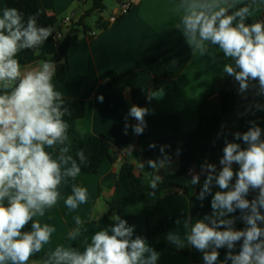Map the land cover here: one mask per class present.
Returning a JSON list of instances; mask_svg holds the SVG:
<instances>
[{
    "label": "clouds",
    "instance_id": "9594fccd",
    "mask_svg": "<svg viewBox=\"0 0 264 264\" xmlns=\"http://www.w3.org/2000/svg\"><path fill=\"white\" fill-rule=\"evenodd\" d=\"M237 3L243 6L236 7ZM264 5V0H180L173 11L179 17L175 27L182 33L193 54H209V46H218L226 60L223 72L234 78L241 94L250 87L264 96V20L247 23ZM235 9V10H234ZM52 29L39 27L35 16H24L16 8L5 7L0 15V264H157L159 253L136 236L134 227L118 215L115 224L96 231L83 252L73 247L57 246L40 260H32L48 244L55 228L34 220L56 205L61 182L81 173L88 160L83 150L77 159L68 155L70 142L68 114L64 95L53 84L56 65L51 60L39 62L38 67H23L16 58L25 49H37L52 34ZM253 82H256L253 84ZM158 92L149 94V100ZM102 102L103 96L98 97ZM260 107V106H258ZM146 107L133 105L128 116L134 118L132 128L137 135L146 127ZM127 120V117H126ZM264 130L255 123L247 131L234 133V140H225L223 155L216 164L205 162L201 173L205 179L198 199L211 195V215L193 221L188 215L182 221L183 239L172 232L167 239L177 247L187 245L203 253L204 264H217L218 249L228 250L221 264H264ZM155 148V144L149 145ZM56 149L58 155L46 151ZM131 151V147L128 149ZM164 152V147H161ZM153 169L163 167L149 160ZM70 165V166H69ZM233 165H238V170ZM143 166V165H142ZM234 181V182H233ZM161 182L159 175L149 179L155 190ZM200 182L193 174L191 184ZM220 189L213 194V186ZM257 195L248 199L249 193ZM155 196V191L149 193ZM88 202V190L73 186L65 206L76 210ZM239 219L243 229L234 227ZM76 228L68 234L76 240L84 221L75 218ZM31 222V230L24 231ZM181 224V220H177ZM237 243L239 251L234 252Z\"/></svg>",
    "mask_w": 264,
    "mask_h": 264
},
{
    "label": "crops",
    "instance_id": "0c3cea01",
    "mask_svg": "<svg viewBox=\"0 0 264 264\" xmlns=\"http://www.w3.org/2000/svg\"><path fill=\"white\" fill-rule=\"evenodd\" d=\"M38 1L45 16L38 13H33L32 16H35L39 27L51 28V35L58 32L65 34L69 25L64 20L71 17L77 21L87 12L78 0ZM122 2L132 4L129 14L114 23L109 21L112 15L108 18L102 17L104 28L96 26L95 23L94 27L88 26L90 31H81L78 41L69 49L66 79L61 82L55 72L52 81L64 98L85 101L86 115L77 123V138L86 140L97 136L104 139L110 144L116 161L106 160L97 174L80 173L75 178L68 177L61 182L58 188L60 198L56 205L46 209L43 217L33 218L41 224H49L55 231L49 243L44 245L40 253H35L32 260H40L57 246L73 247L83 252L96 231L115 224L113 216H105L122 165L128 162L134 166L135 173L140 174L142 165L148 162L144 154L149 145L155 144V148H152L154 161L159 163L161 159L165 160L163 167L155 169L157 175L164 178L176 173L179 170V150L188 144L190 134L198 127L201 116L212 118L221 114V100L214 95V90L227 76L223 72V65L231 61L224 58L218 46L210 45L209 54L204 56L192 53L182 33L175 27L179 17L173 9L180 0H118L115 13ZM241 6V3L236 5L237 8ZM4 8L5 0H0V15ZM257 19L264 20V5L246 22L252 23ZM92 31L96 34L91 35ZM56 52L57 45L46 40L37 49L22 50L16 58L23 62L21 65L25 68L38 67L40 61L51 59ZM148 55L160 57L176 77L168 80L140 72L134 93L129 88L123 92L111 89L108 83L109 71L123 76L134 73L137 71L136 60L140 56ZM152 92H158V95L149 100ZM100 96H103L102 102L98 99ZM231 102L233 110L224 117L223 130L217 139L223 142V147L225 140L247 147L242 140H234L233 134L247 131L253 123L264 130V96L257 95L256 88L253 87L241 94L238 85L232 92ZM133 105L149 110L144 118L146 127L140 135L135 134L131 127L125 134L126 123H137L128 116ZM261 138L264 139V134ZM162 146L163 153L160 150ZM130 147L131 151L128 150ZM222 149L211 161L199 162L195 166L197 174L205 162L216 164L219 170ZM46 151L52 153L53 158L58 155L56 149L46 148ZM68 155L73 157V151H69ZM233 167L238 170V165ZM191 179L190 175L179 177V187L165 192L162 203L157 208H145L139 196L124 208L123 219L129 226L134 227L133 238L140 236L149 246L146 222L150 217L164 220L167 236L176 232L183 239L182 221L186 216L190 215L195 221L211 215V195L203 200L198 199L205 176H200V182L196 185L191 184ZM73 186H82L88 190V202L81 204L76 210L67 208L64 203L67 196L72 194ZM219 190L218 186H213V194ZM256 195L252 191L247 198L252 199ZM232 215L237 217L234 227L243 229L245 224L239 219L241 213L237 211ZM76 216L84 223L80 236L73 241L68 238V234L77 227L74 219ZM178 219L181 224H177ZM170 244L174 249L187 250L188 253L157 252V264H204L203 253L187 245L186 240L184 247H177L171 242ZM239 247L240 244L237 243L233 251L238 252ZM218 251L217 264H221L228 250L221 248ZM227 264L231 262L228 261Z\"/></svg>",
    "mask_w": 264,
    "mask_h": 264
},
{
    "label": "trees",
    "instance_id": "16d2710c",
    "mask_svg": "<svg viewBox=\"0 0 264 264\" xmlns=\"http://www.w3.org/2000/svg\"><path fill=\"white\" fill-rule=\"evenodd\" d=\"M179 1V0H175ZM5 7L16 8L24 16L26 22L33 13L45 16V11L38 0H5ZM105 0H93L92 7L83 14L77 21L72 22L68 27L63 38L57 46V52L51 59L56 65L57 78L63 82L67 76L69 68V49L78 41V36L82 32L91 30L86 25V17L93 13H103L106 10ZM96 26L105 27L102 17H100ZM47 40L52 41V35ZM23 64L22 61H20ZM137 71L129 75H121L115 71H109L108 83L111 89L116 92L131 89L134 93L139 79V73L144 72L153 77L162 79H174L176 74L168 70L160 57L154 55L140 56L136 60ZM238 83L233 77L225 76L216 86L214 95L221 100V114L212 118L201 116L198 127L190 134L188 144L179 150V170L161 178L155 190L148 186V181L152 176L157 175L156 170L151 168L148 163H144L140 174H136L134 166L125 162L117 175L114 195L108 202V211L105 218L118 215L124 218V208L135 200L136 197L141 198V202L145 208H157L161 205L163 195L167 191H172L179 187L177 179L188 175V170L203 161H211L222 149L223 142L217 138L223 130L224 117L233 110L232 92L237 88ZM65 107L68 114L64 119L69 124L68 136L70 142V151H73V159L78 157L76 153L83 150L88 160L81 165V173L97 174L101 170L104 162L109 160L116 161V156L111 151L110 144L102 138L91 136L86 140H80L76 136V128L78 121L82 120L86 115L85 101L80 99L64 98ZM145 158L154 160L152 148H148L144 154ZM200 176L205 173L199 172ZM155 191V196L149 195ZM149 247L156 252L175 251L179 254H187V250L174 249L167 239V229L164 220L148 218L146 222ZM31 230V222L25 227L24 231ZM41 259V258H40Z\"/></svg>",
    "mask_w": 264,
    "mask_h": 264
},
{
    "label": "built area",
    "instance_id": "2783aa9c",
    "mask_svg": "<svg viewBox=\"0 0 264 264\" xmlns=\"http://www.w3.org/2000/svg\"><path fill=\"white\" fill-rule=\"evenodd\" d=\"M78 1L81 3H88V2H92L93 0H78ZM131 8H132V4L130 2H122L119 6V10L117 11V13L113 14L110 17L109 21L112 23L117 22L119 19L128 15L129 12L131 11ZM72 22L73 20L71 17H68L64 20V23L69 26L72 24ZM90 34L95 35L96 33L92 31ZM63 35L64 34L62 32L55 33L54 35H52V41L58 46V43L63 38ZM194 173L197 174V170L191 167L188 170V175L192 176Z\"/></svg>",
    "mask_w": 264,
    "mask_h": 264
},
{
    "label": "rangeland",
    "instance_id": "374dc122",
    "mask_svg": "<svg viewBox=\"0 0 264 264\" xmlns=\"http://www.w3.org/2000/svg\"><path fill=\"white\" fill-rule=\"evenodd\" d=\"M81 6L84 7L87 11H89L90 8L92 7V2L82 3ZM105 6L107 8L103 13H93L86 17L85 22L87 26L94 27L95 23L100 17L108 18L111 15H113L115 13L114 9L118 6V0H105Z\"/></svg>",
    "mask_w": 264,
    "mask_h": 264
}]
</instances>
